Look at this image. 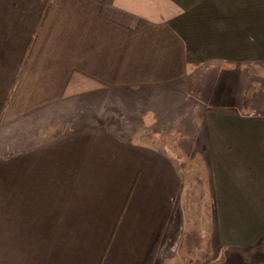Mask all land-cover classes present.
Wrapping results in <instances>:
<instances>
[{
	"label": "crops",
	"instance_id": "crops-1",
	"mask_svg": "<svg viewBox=\"0 0 264 264\" xmlns=\"http://www.w3.org/2000/svg\"><path fill=\"white\" fill-rule=\"evenodd\" d=\"M201 221L264 264V0H0V264H171Z\"/></svg>",
	"mask_w": 264,
	"mask_h": 264
},
{
	"label": "rangeland",
	"instance_id": "rangeland-1",
	"mask_svg": "<svg viewBox=\"0 0 264 264\" xmlns=\"http://www.w3.org/2000/svg\"><path fill=\"white\" fill-rule=\"evenodd\" d=\"M162 140V139H159ZM164 141V139L162 140ZM161 142V141H160ZM158 142V143H160ZM154 142L153 144H155ZM194 179V178H192ZM202 179L198 178L197 182L200 183ZM202 183V182H201ZM195 184L192 186V190ZM204 191V187L202 188V184L198 185V192H191V194L197 198L202 196L201 191ZM194 193V194H193ZM201 203V202H200ZM200 203H197L199 217L200 213ZM195 206V207H196ZM205 214L201 215L204 216ZM211 233H209V228H205L204 221H201V224L197 226L196 233H191V235H186L183 239L182 250L177 252V257L172 261L171 264H206V252L207 249L209 251L210 248V237ZM194 250V251H193Z\"/></svg>",
	"mask_w": 264,
	"mask_h": 264
}]
</instances>
